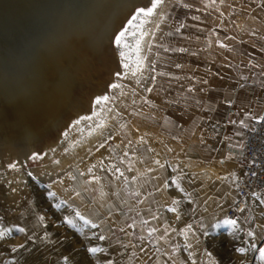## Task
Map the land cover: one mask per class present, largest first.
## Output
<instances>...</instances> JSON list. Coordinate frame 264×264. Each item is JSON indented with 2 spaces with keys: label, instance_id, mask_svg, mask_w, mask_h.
Listing matches in <instances>:
<instances>
[{
  "label": "rangeland",
  "instance_id": "1",
  "mask_svg": "<svg viewBox=\"0 0 264 264\" xmlns=\"http://www.w3.org/2000/svg\"><path fill=\"white\" fill-rule=\"evenodd\" d=\"M99 1L0 0V92L13 76L25 73L42 46L64 36L66 21L79 28ZM175 1L165 20V31L174 24L176 41L168 45L171 70L164 71V88L154 74L153 48L148 72L131 97L112 89L114 83L130 86L133 78L124 67L129 58L118 54L112 40L95 57L98 62L81 73L84 80L59 127L28 147L26 157L12 148L0 160V184L22 171L30 181V191L0 205V264H131L126 249L108 240L104 221L88 215L90 205L82 196L90 186L133 183L154 189L166 207L165 225L180 247L172 264H264V189L246 194L240 212L229 211L239 196L242 150L231 138L233 118L264 112V100L248 76L264 51V0ZM145 6L150 0H139L117 34ZM80 38L74 40L85 42V35ZM137 40L138 35L128 57ZM187 89L204 91L206 102L185 95ZM214 89L219 92L211 98ZM101 95L112 98L107 109L115 110L102 142L57 175L40 181L30 174L51 172L47 146L71 131L79 116L93 117L94 98ZM226 160L235 164L222 166ZM12 163L17 169L9 167ZM93 247L99 251L90 252Z\"/></svg>",
  "mask_w": 264,
  "mask_h": 264
},
{
  "label": "bare ground",
  "instance_id": "2",
  "mask_svg": "<svg viewBox=\"0 0 264 264\" xmlns=\"http://www.w3.org/2000/svg\"><path fill=\"white\" fill-rule=\"evenodd\" d=\"M2 1L19 2V0ZM138 2L139 0H100L94 13L81 18L78 23L79 28L72 27L66 21L64 36L59 37L49 46H40V49L44 48L41 55L37 52L40 56L34 59L29 68L23 69L25 73L13 76L12 80L2 85V92H0V160L4 154L11 152L12 148H20L26 157L28 147L37 144L49 131L59 127L63 114L72 106L71 97L76 85L84 80L81 73L86 71L85 68H91L94 63L98 62V59L95 61V57L98 58L100 52L110 48V42ZM173 3L175 0H164L155 14L144 24V35L141 37L138 34L139 48L137 49L136 41L131 56L128 57L130 48L123 49L116 46L118 54L121 51L127 53L130 61L128 72L133 74L130 86L124 84L122 88L117 89L124 94V98L131 97L132 87H139L141 79L148 72V63L154 43ZM90 20L92 23L89 22V25ZM75 35L78 36V41L82 35H85V42L80 44L75 41ZM133 39L134 37H129L130 46ZM93 112L94 116L90 120L82 119L86 115L79 116L78 120L81 121L79 124L76 123L71 131L66 133L67 135L64 134L47 146L45 158L49 159L51 172L32 171L30 174L40 181L47 179L59 174L67 166L76 165L80 159L93 152L111 131L115 110H108L107 105L103 104L97 107L94 101ZM55 157L59 160L55 161ZM20 162L24 163L22 159ZM28 179L27 171H22L9 176L6 181L2 182L0 190L3 192L0 194V205L7 204L9 198H16L21 192L30 191Z\"/></svg>",
  "mask_w": 264,
  "mask_h": 264
},
{
  "label": "crops",
  "instance_id": "3",
  "mask_svg": "<svg viewBox=\"0 0 264 264\" xmlns=\"http://www.w3.org/2000/svg\"><path fill=\"white\" fill-rule=\"evenodd\" d=\"M176 4V1L175 3ZM168 20L164 22L155 44L153 63L155 65V77L159 80L160 88H164L167 77L164 73L167 68L166 59L169 43L176 41L175 26L170 24L165 31ZM160 42V43H159ZM186 73L183 81L188 83L190 79ZM248 76L254 87L260 92L264 100V51L255 57L252 70ZM198 81L196 85H199ZM219 91L213 90L211 98ZM196 94V95H195ZM185 95L196 97L206 102L204 91L193 92L187 89ZM232 109V108H231ZM264 113V112H263ZM262 113V114H263ZM254 115L247 117L237 115L233 118L234 142L243 145L246 128ZM92 153V152H91ZM242 154V150H241ZM235 164L233 160L222 161V166ZM83 200L89 204L88 215L103 220L106 224V236L112 243L123 246L131 264H172L173 256L180 253L178 242L172 237L171 230L166 227L168 212L165 205L148 185L127 184L123 187L94 185L88 187L83 193ZM155 229L153 232L152 230Z\"/></svg>",
  "mask_w": 264,
  "mask_h": 264
},
{
  "label": "built area",
  "instance_id": "4",
  "mask_svg": "<svg viewBox=\"0 0 264 264\" xmlns=\"http://www.w3.org/2000/svg\"><path fill=\"white\" fill-rule=\"evenodd\" d=\"M264 113L252 118L246 128L242 154L238 160V199L230 208L231 214L244 208L246 194L264 189Z\"/></svg>",
  "mask_w": 264,
  "mask_h": 264
},
{
  "label": "snow or ice",
  "instance_id": "5",
  "mask_svg": "<svg viewBox=\"0 0 264 264\" xmlns=\"http://www.w3.org/2000/svg\"><path fill=\"white\" fill-rule=\"evenodd\" d=\"M164 0H150V4L151 6H145V7H140L137 9L136 11V15L132 17L131 20L128 21V27L124 28L122 31H120L118 34H116L113 38V42L115 43V45L118 48H123V49H129L131 46L129 44V37H136L138 34L139 36H143L144 35V24L148 21L149 18H151L156 10L163 4ZM223 46V45H222ZM139 48V41H137V49ZM120 55L122 57H125V59H127V53L124 51H121ZM125 68H128L129 65L127 63L124 64ZM117 75L119 76L120 74L117 73ZM112 89H119L121 87L120 84H112L111 85ZM111 97L109 95H101L99 97L96 98L95 100V104L97 105V107H99L100 105H107L109 103H111ZM93 117L91 116H86L83 117V120H90ZM264 119V118H262ZM81 121L78 120L76 123L79 124ZM67 135V134H65ZM31 159H39V156H33L30 157ZM9 167L12 169H17L18 165L15 163L9 164ZM52 195H55L54 193ZM173 211H175V209H172ZM69 223H71V221H69ZM230 223L235 224L236 221H230ZM20 231H23V229H20ZM153 232L155 231V229L152 230ZM90 252L92 253H96L97 251H99L97 248L93 247L91 249H89ZM238 251L240 252H244L245 249L244 248H240L238 249ZM262 258H264V252L261 253Z\"/></svg>",
  "mask_w": 264,
  "mask_h": 264
}]
</instances>
